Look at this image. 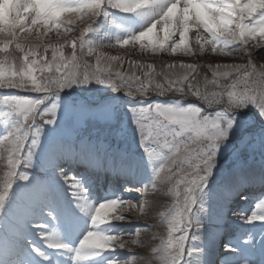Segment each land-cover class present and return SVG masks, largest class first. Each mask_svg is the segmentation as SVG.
<instances>
[{
  "label": "snow or ice",
  "instance_id": "6c2138e0",
  "mask_svg": "<svg viewBox=\"0 0 264 264\" xmlns=\"http://www.w3.org/2000/svg\"><path fill=\"white\" fill-rule=\"evenodd\" d=\"M112 11L136 16L147 26L114 42L89 40L98 18L108 20ZM77 22L81 25L78 35H70L77 30L73 28ZM158 26L159 33L153 39ZM190 30L196 33L194 46L188 41ZM177 34L178 41L173 39ZM145 38H149L147 44L142 43ZM126 45H139L141 52L151 51L153 55L179 51L183 56H203L210 51L247 62L207 65L213 79L204 76L202 88L197 64H179L184 70L181 74L158 73L150 63L119 54ZM65 48L71 52L65 53ZM262 48L264 0H0V89L37 94L0 96V144L4 153L0 160L5 168L0 182V213H4L17 180L29 181L24 170L33 166L44 126L56 124L60 94L66 89L94 83L123 93L140 105L149 94L175 96L179 98L168 99L169 106L153 102L127 109L139 146L151 165L152 179L125 191L140 193L142 198L108 199L92 207L86 201V189L76 178L60 175L76 207L89 217L90 227L71 247L45 224L29 223L51 254L30 242L29 246L44 264H58L64 254L71 264H98L97 258L117 249H127L129 254L123 259L104 257L102 264H140L143 258L130 247L138 244V239H125V235L110 234L101 227L128 220L126 212L143 214L150 205L148 194L167 184L173 203L161 214L166 234H153L154 239H160L153 256L160 264H215L211 250L223 232L233 196L247 200L241 193L249 184L258 183L264 190V63H253L251 52ZM109 49H117V54H109ZM258 54L264 56V52ZM88 57H94V65ZM125 62L128 70L122 72L119 68ZM165 67L171 70L176 65L168 63ZM220 79L227 83L221 84ZM209 83L215 90L208 89ZM189 96L199 105H184ZM60 150L73 154L71 148ZM80 152L89 150L82 147ZM257 154L261 165L258 176L251 168ZM254 209L250 214L234 211L243 227L224 245L227 255L220 264H257V248L259 264H264V195ZM25 219V212H20L19 224ZM14 223L0 215V232ZM140 231V227L135 229L136 236Z\"/></svg>",
  "mask_w": 264,
  "mask_h": 264
},
{
  "label": "rangeland",
  "instance_id": "374dc122",
  "mask_svg": "<svg viewBox=\"0 0 264 264\" xmlns=\"http://www.w3.org/2000/svg\"><path fill=\"white\" fill-rule=\"evenodd\" d=\"M247 22V21H246ZM147 26L146 22L142 19L129 15V14H123L117 11L110 12L109 19L105 20L104 17L98 18L96 24L93 26L94 31L90 32L88 35V39L91 40L94 43L103 42H114L117 37L124 36L126 33H133L138 34L140 31L144 30V28ZM81 27L79 25V22L77 24L73 25L74 29H77L76 31L70 33V35H78V29ZM156 33H159V26L157 29H154V33L151 38H156ZM52 35V34H50ZM162 35V33H161ZM188 35V41L189 44L192 45V41L196 35L194 30H190ZM149 38H145L142 43L147 44ZM173 39L179 40L178 34L173 37ZM194 46V45H192ZM65 53H70V48L64 49ZM111 55L117 54V49H109L106 50ZM252 52V58L253 63H255L257 66L264 63V56H261L258 54V52H264V48L262 49H251ZM119 54L125 55L126 59H139L142 63L145 64H152L153 70L155 72H164V71H170L175 74H181L183 73V69L179 68V64L181 63H195L199 66V73H200V84L203 88L204 82L203 77L207 76L209 81H212V73L209 71L207 65H215L217 63L219 64H227V63H246L247 60H241L239 58H235L232 56H222L219 54H213L210 51L206 52L203 56H201L199 53H197L195 56H183L179 51L175 55H168L166 53L160 52L158 55H153L151 51L144 53L140 51L139 45L136 46V48H132L130 45H126L123 49H119ZM49 56H51V52L48 53ZM88 60L94 65L95 59L94 57H88ZM168 63H172L176 65L171 70H168L165 66ZM120 71L125 72L128 70V64L125 62L120 68ZM157 79H162V77L157 76ZM219 79V78H217ZM221 84L227 83V81H224L220 79L219 81ZM208 89L215 90L214 86L209 83ZM112 91L107 88H103L101 85L97 84H89L87 86H81V87H73L70 89H66L64 92L60 94V100L58 101L60 105V110L58 112V120L56 124L52 126H44V132L41 137V145L37 148L36 154L33 157V166L36 170H46L47 173H49V177H52L57 184H59L58 190L54 186H50L47 188L46 195L48 197V191L49 190H56L59 194H61V200H60V214L59 215H53L50 220L51 221H59L64 220L65 218V212L69 206H72L71 212L73 215H78L80 213L79 209L76 207V201L73 199V197L70 194V189L67 185L64 184V182L60 179V175H70L76 178V180L86 189V201L89 203L92 207L93 206L92 198L90 197L92 193L95 192L96 188L98 187L97 184L100 186V190L102 191L104 188V169L102 170V164L99 166V171L96 172V181H92L93 184L91 187H88L87 178H84L86 174L83 175L78 174L76 171L66 172V166L67 164H64V162H61V154L63 153L60 149L63 148L61 145L64 141H61L62 139L71 140L73 138H76L78 136V133L84 132V135H82L81 140H83V143L85 144H91V140L98 141L97 145H103L108 144L112 145V150L110 152L111 155L104 156L106 159L108 158H117L122 162V167H126L130 169H134L132 163L135 167V180L136 181H129V183H134V185L129 186L128 182L127 184L123 181H121L123 184H119L118 186H124L117 195V197L111 196L110 187H113L114 185H111L113 182L110 181L109 186L106 189V194L104 195L105 200L108 199H116L119 198L121 200H139L141 199V194L137 192H127L125 191V188H132V187H142L143 184L148 183L152 179V171H151V165L149 164L147 158L145 157V154L143 150L139 146L138 137L136 135L135 131V125L132 123L131 115L128 112L129 107H140L143 105H147L153 102L160 103L164 106H169L170 102L168 99H178L179 97L175 96H168V97H158L155 94H149L148 97L144 98L145 101L143 102V105H140L138 103L129 101L126 97H118L111 93ZM6 93H15L18 95H30L34 96L37 95L36 93H25L19 90L15 89H0V96L6 94ZM102 93H105L107 95H111L110 98L107 101H102L98 104L96 103L100 98L99 95ZM114 93V92H113ZM117 93L116 95H118ZM121 94V93H120ZM123 94V93H122ZM190 98H185L183 100V104L187 105L189 103H195L199 105V102L195 100L194 97L189 96ZM121 98V99H120ZM193 98V99H191ZM139 99V98H138ZM84 100L89 101L90 105H88ZM120 102V104H119ZM92 103V104H91ZM3 118L0 117V134L3 133V124H2ZM117 123V124H116ZM87 147L89 145H86ZM88 149H90L88 147ZM122 153H127L125 156ZM4 155L3 153V145L0 144V157ZM74 159H79L78 156H73ZM103 158V159H104ZM102 159V163L104 160ZM87 160L90 161L91 157H87ZM54 162V163H53ZM0 163L4 166L3 160H0ZM60 164V165H59ZM50 165V166H47ZM76 165L82 166L83 161L78 160L76 162ZM46 167V168H44ZM119 170L125 172V170L121 169ZM251 168L252 172L256 175L260 173L261 165H260V157L257 154L254 156L252 162H251ZM58 170H62L57 174ZM4 169H1L0 171V182L3 181L4 176ZM82 172V170H81ZM118 174L119 171H116ZM112 177H115V175H111L109 178L112 179ZM106 178V177H105ZM32 182L28 183L29 185ZM24 181H18L16 188V195L15 197H20V195L23 192V189L25 187ZM251 185V186H250ZM169 185H161L159 186L158 190L155 192H150L148 194L150 205L146 209V211L141 214L137 211H132L131 213H124V215L128 216L129 219L121 222V223H112L113 227L117 229L116 232L110 231V227L101 228V230L110 233V234H116V235H125V239H138L139 243L136 245H131L132 253H134L137 257L143 258L140 261V264H160L159 259L154 257L152 254L153 248L157 247L160 244L159 238H153L154 233H158L160 235L166 234V226L161 224V214L166 213L169 209V207L173 203V196L169 192ZM242 195L247 196V200H240L239 196H233V199L231 203L229 204V208L231 211H229L228 219L225 222L223 226L226 227V232L229 234L230 237L225 240L227 243H230L232 241V237H235L239 230L243 227L239 221L236 220V216L234 214V211H243L245 214H250L251 211L255 210L254 205L258 202L259 197L261 195H264V190L260 189V186L258 183L256 184H249L245 185L243 187ZM251 198L250 201H253L252 204H248V200ZM104 200V201H105ZM35 202V200H32V203ZM103 202V201H101ZM99 202V203H101ZM36 203V202H35ZM17 205L23 206V203H17ZM37 206V205H32ZM28 215L27 213H25ZM83 214V213H81ZM86 216V215H85ZM85 216H78V218H83ZM67 217V216H66ZM88 217V216H87ZM89 218V217H88ZM73 217L70 216L71 220ZM79 220V219H78ZM254 223H259V221H254ZM107 226V225H103ZM145 226H147V229H145ZM56 227V226H55ZM59 227V226H58ZM58 227L55 228V230L58 229ZM71 227H74L73 224H69V226L64 225V229L66 232V236H71ZM89 224L87 225L86 229H89ZM137 227L141 228L139 236H136L135 229ZM210 227L214 228L213 225ZM251 227V226H248ZM12 233L17 234L19 231L16 228H10L7 230H11ZM59 231L56 232V234L62 235V240L64 239V229L59 227ZM85 229V230H86ZM195 229H193L194 231ZM55 232V231H53ZM128 233H132L131 236L128 235ZM16 237H24L26 238L27 235L22 233L20 236ZM58 238V237H57ZM59 239V238H58ZM257 241L259 240V236L256 237ZM21 246H19L20 253L23 252L22 256L15 255L12 257H3L0 256V264L6 263V264H15V260L19 261V264H44V262H36L34 260H40L39 257L35 256V254L31 253L29 250V244L28 239L24 241ZM225 244L223 241L220 240V238L216 241V246L212 248V252H217L216 255H211V258L215 261V264H220V261L224 259L226 255H223L224 249L221 247ZM39 246H41L39 244ZM6 247V244H4L2 241L0 243V250L2 248ZM223 251V252H222ZM46 252V251H45ZM129 253L127 252V249L120 250L117 249L116 253H104L103 256L108 258H111V256L116 255L123 259L125 256H127ZM257 257L260 258L259 255V248L256 250L255 259L257 260ZM187 258V257H185ZM208 257L206 256L205 259ZM12 260V261H11ZM98 261L100 258L97 259ZM259 262V260H257ZM99 264V263H98Z\"/></svg>",
  "mask_w": 264,
  "mask_h": 264
},
{
  "label": "bare ground",
  "instance_id": "6f19581e",
  "mask_svg": "<svg viewBox=\"0 0 264 264\" xmlns=\"http://www.w3.org/2000/svg\"><path fill=\"white\" fill-rule=\"evenodd\" d=\"M89 177L92 178V174H90ZM60 259H61L60 261L58 260V264H71V261L68 258V254H64V256Z\"/></svg>",
  "mask_w": 264,
  "mask_h": 264
}]
</instances>
